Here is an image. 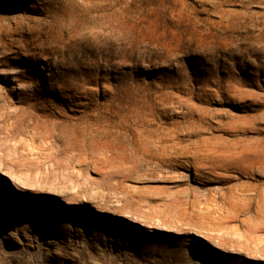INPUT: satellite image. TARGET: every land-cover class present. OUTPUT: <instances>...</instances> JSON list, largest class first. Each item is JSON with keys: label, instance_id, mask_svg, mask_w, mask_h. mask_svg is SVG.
<instances>
[{"label": "rangeland", "instance_id": "1", "mask_svg": "<svg viewBox=\"0 0 264 264\" xmlns=\"http://www.w3.org/2000/svg\"><path fill=\"white\" fill-rule=\"evenodd\" d=\"M0 166L88 209L17 201L0 264H264V0H0Z\"/></svg>", "mask_w": 264, "mask_h": 264}, {"label": "snow or ice", "instance_id": "2", "mask_svg": "<svg viewBox=\"0 0 264 264\" xmlns=\"http://www.w3.org/2000/svg\"><path fill=\"white\" fill-rule=\"evenodd\" d=\"M188 67L191 70H195L194 64L191 61L188 62ZM5 176L6 174H0V218L3 217L6 211L12 210L15 203L20 200L37 201L36 203L31 204L27 210L38 217H47V218L55 219L69 211L72 212L88 211V209H81V208H72V209L65 208L64 205L57 200H51L46 203H41L39 202L40 198L28 196L24 193L15 190L8 183V181L4 179ZM115 223L119 224L118 221Z\"/></svg>", "mask_w": 264, "mask_h": 264}, {"label": "bare ground", "instance_id": "3", "mask_svg": "<svg viewBox=\"0 0 264 264\" xmlns=\"http://www.w3.org/2000/svg\"><path fill=\"white\" fill-rule=\"evenodd\" d=\"M204 147H205V145H204ZM153 151V150H152ZM172 151V150H171ZM178 151V150H177ZM143 152L144 153H146L147 152V150L144 148L143 149ZM160 152V151H159ZM169 152V153H168ZM177 153V152H176ZM185 153H187L186 151L185 152H181V153H179V155L176 157V158H178V159H180V158H189V156H184V154ZM174 154V153H173ZM152 155V154H151ZM168 158H171V153H170V150L168 151V149H167V147H165V150H163V153L160 155V157L159 158H157L158 160H160V161H165L166 159L168 160ZM156 159V158H155ZM170 160V159H169ZM205 161V160H204ZM182 162V161H181ZM184 163V162H183ZM190 164V163H189ZM179 165V164H178ZM183 166H186L185 164H183ZM223 166V165H222ZM222 166H218V167H214V165H211V166H206V165H204L203 167H202V169H219L220 167H222ZM238 170V169H237ZM2 171V174H6V176H8L9 177V174L6 172V171H4L2 168H1V166H0V172ZM215 175L216 176H218L219 174H217V173H215ZM170 178V177H169ZM160 180V179H159ZM51 191L52 190H49V191H47L48 193H51ZM53 193V192H52ZM206 205V204H205ZM205 207H207V206H205ZM208 207H210V206H208ZM207 207V208H208ZM214 207V206H213ZM198 210V209H197ZM215 213H217V217H213V219H220V218H222V219H227V220H234L235 219V214H234V211L232 210V211H226V214H223V213H220L219 211H222L220 208H218V209H212ZM209 211V210H208ZM201 211H199L198 210V212H193L194 214H193V216L194 215H196V216H198L199 218H207V216H208V214L207 213H205V214H203V213H200ZM191 214V213H190ZM183 215H186V214H182V215H180V216H183ZM166 222V219L165 218H159V219H157V223H161V224H163V223H165Z\"/></svg>", "mask_w": 264, "mask_h": 264}]
</instances>
